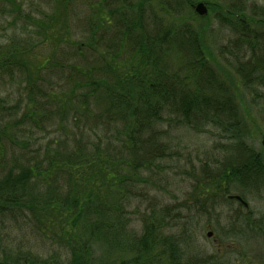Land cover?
<instances>
[{"label": "rangeland", "instance_id": "rangeland-1", "mask_svg": "<svg viewBox=\"0 0 264 264\" xmlns=\"http://www.w3.org/2000/svg\"><path fill=\"white\" fill-rule=\"evenodd\" d=\"M187 1L0 0V174L26 166L48 169V163L59 166L58 160L85 163L93 156L125 162L111 163L118 164V175L104 197L113 215L120 211L126 234H141L145 223L153 222L161 235L175 238L183 261L264 264V185L229 186L228 194L244 197L245 208L225 199L212 184L225 163L239 162L231 140L208 125L197 131L164 111L155 125L163 154L133 168L129 161L134 158L123 147L127 118L105 111L102 87L84 86L96 80L115 83L109 67L121 73L131 63L127 52L115 46L121 32H115L113 21L123 15L124 5L131 10L143 7L141 19L149 31L191 23L201 29L207 57L233 92L231 99L244 124L241 136L261 153L264 163V0ZM199 1L208 3L206 19L189 6ZM224 10L241 11L255 23L257 45L250 47L253 34L243 36L241 28L219 22ZM97 16L108 24L96 27ZM181 53L175 48L168 65L194 85L199 77L191 78ZM238 66L255 72L243 79ZM44 173L47 176L38 179L39 197L47 190L57 197L65 194L67 182L60 168L52 164ZM12 216L0 230V255L30 251L51 264H64V220L40 223L29 213ZM95 251L100 254L102 248Z\"/></svg>", "mask_w": 264, "mask_h": 264}, {"label": "trees", "instance_id": "trees-1", "mask_svg": "<svg viewBox=\"0 0 264 264\" xmlns=\"http://www.w3.org/2000/svg\"><path fill=\"white\" fill-rule=\"evenodd\" d=\"M184 2L188 3L187 0ZM125 7L122 8L123 15L113 21V26L115 32H121L119 43L115 46L127 52L130 65L121 73L109 67L114 78L117 77L115 83L96 80L83 85L94 89L102 87L104 91L99 95L104 99L105 111H117L123 119L127 118L123 147L134 158L129 161L133 163L132 167L145 166L163 154V145L159 144L155 125L161 121L164 111H171L177 116L176 121L188 124L197 131L208 125L233 143L236 151L234 159L240 163H225L212 181L214 188L222 192L225 199L231 184L252 189L264 185L262 155L249 147L241 136L244 124L231 99L233 92L220 80L207 57L201 29L197 30L191 23H185L181 28H170L164 24L166 27L149 31L141 19L143 7H136L135 10ZM117 10L112 9L110 13ZM241 14V11L224 10L218 20L229 28H241L242 35L249 36L253 34L255 23L246 20ZM96 18V27L106 21L103 16ZM201 18L206 19L207 15ZM153 24L156 25L155 21ZM261 30L264 35V27ZM257 34L254 32L251 36L249 44L252 48L257 45L254 39ZM111 48H114L113 44ZM172 48L182 52L185 67L190 68L191 78L199 77L196 84L191 85L190 79L180 76L178 68L173 70L168 65L174 55ZM237 71L243 79H250L254 70L238 66ZM83 85L76 87L81 88ZM76 158L79 159L80 155L77 154ZM58 161L59 166L58 163H48V169L26 166L18 170L7 169L0 174V230L14 212L29 213L40 223L48 219L50 222L64 220L66 238L63 245L66 244L68 249L64 264H196V260L183 261L175 238L161 235V228L153 222L145 223L141 234L124 232L118 211L120 208L116 206L118 212L112 214L114 209L104 197V190L107 185H111V179L118 175V164L113 166L111 163L125 162L101 160L95 156L88 158L85 163ZM52 164L57 165L65 177L66 192L57 197V194L47 190L46 196L39 197L38 179L47 176L44 170L47 172ZM113 173L115 175L112 176ZM96 248H102V254H96ZM163 257H166V262L162 261ZM52 262L54 264L57 260ZM0 264L51 263L27 251L14 256L0 255Z\"/></svg>", "mask_w": 264, "mask_h": 264}, {"label": "water", "instance_id": "water-1", "mask_svg": "<svg viewBox=\"0 0 264 264\" xmlns=\"http://www.w3.org/2000/svg\"><path fill=\"white\" fill-rule=\"evenodd\" d=\"M190 6H191L193 12L200 17H204L207 14V7H206L204 2L199 1L197 3L191 4ZM260 143H261L262 147L264 148V138L261 139ZM226 197L228 199L238 201L239 203H241L246 208L248 207V204L237 194H227ZM210 234H211L210 232L207 233L208 236H210Z\"/></svg>", "mask_w": 264, "mask_h": 264}]
</instances>
